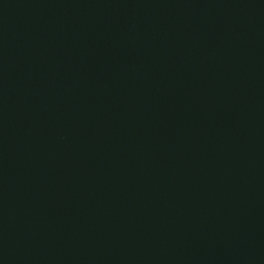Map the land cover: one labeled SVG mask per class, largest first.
<instances>
[{"label": "water", "instance_id": "95a60500", "mask_svg": "<svg viewBox=\"0 0 264 264\" xmlns=\"http://www.w3.org/2000/svg\"><path fill=\"white\" fill-rule=\"evenodd\" d=\"M0 264H264V0H0Z\"/></svg>", "mask_w": 264, "mask_h": 264}]
</instances>
